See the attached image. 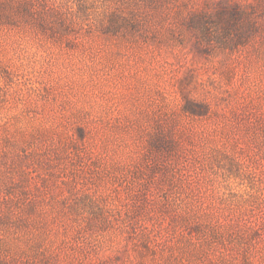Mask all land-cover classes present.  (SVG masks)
<instances>
[{
	"label": "rangeland",
	"instance_id": "1",
	"mask_svg": "<svg viewBox=\"0 0 264 264\" xmlns=\"http://www.w3.org/2000/svg\"><path fill=\"white\" fill-rule=\"evenodd\" d=\"M0 264H264V0H0Z\"/></svg>",
	"mask_w": 264,
	"mask_h": 264
}]
</instances>
